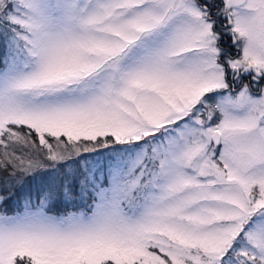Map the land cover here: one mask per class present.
Segmentation results:
<instances>
[{"label":"snow or ice","instance_id":"1","mask_svg":"<svg viewBox=\"0 0 264 264\" xmlns=\"http://www.w3.org/2000/svg\"><path fill=\"white\" fill-rule=\"evenodd\" d=\"M0 264H264V0H0Z\"/></svg>","mask_w":264,"mask_h":264}]
</instances>
